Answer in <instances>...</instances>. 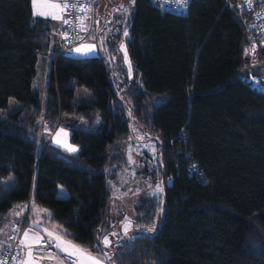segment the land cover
<instances>
[{"label":"trees","instance_id":"trees-1","mask_svg":"<svg viewBox=\"0 0 264 264\" xmlns=\"http://www.w3.org/2000/svg\"><path fill=\"white\" fill-rule=\"evenodd\" d=\"M116 27L133 78L113 79L104 53L50 50L32 0H0V108L12 97L20 103L0 116V228L17 208L30 220L36 205L107 264H264V93L245 77L253 66L234 0H193L185 14L134 0L128 26ZM40 55L51 56L45 104L34 88ZM78 87L94 98L73 101ZM124 101L158 143L161 192L135 206L134 227L107 250L110 201L134 137ZM68 117L87 123L71 127L75 154L41 134ZM59 185L67 196L57 195Z\"/></svg>","mask_w":264,"mask_h":264},{"label":"rangeland","instance_id":"rangeland-1","mask_svg":"<svg viewBox=\"0 0 264 264\" xmlns=\"http://www.w3.org/2000/svg\"><path fill=\"white\" fill-rule=\"evenodd\" d=\"M97 16L99 22H106V25L100 29V33L96 34L95 27L94 32L87 40V44L90 42H97L98 39H102V49L100 52L104 53L109 67L112 69V78L119 79L126 75V68L119 71V66L115 62V58L122 59V52L120 50V44H115L113 41V36L117 33L116 25L121 21L125 26H128L129 21L134 10V0H97ZM121 5L119 6V4ZM112 12L113 14H121L122 19L118 22L116 18L110 17L107 14ZM97 16L95 22L97 21ZM125 31H128L127 29ZM113 44L117 46V51L110 53ZM64 48V47H63ZM72 50V49H71ZM70 52V50L68 51ZM40 61L37 65V75L34 81V88L39 91L40 100L42 104L46 101V87L43 83L44 69L50 70V61L44 62L46 59L45 55H41ZM123 66V65H121ZM123 68V67H122ZM120 80V79H119ZM141 81V77H139ZM142 82V81H141ZM141 84V83H140ZM94 98V94L91 90L86 87H78L75 91L73 101H90ZM129 108L128 116L130 123L134 131V137L130 139L126 154L128 156V165L124 171L120 173V183L117 187L113 189L112 198L110 201V219L108 224L107 234L104 236L108 238L111 244L110 247L120 243L127 235L130 230L135 225L137 214L135 213V206L140 203L141 200L148 197H158L161 192V184L157 176H154V172L157 170L158 163V143L155 139L148 137V134L144 132L133 119L131 115L132 106L130 102L124 101ZM19 101L12 97L9 100L8 106L6 108H0V116H5L9 111L17 108L19 106ZM100 120L99 117H97ZM68 117L62 123V125L53 133H50L47 129L41 131V134L47 136L49 140L55 146L59 147L61 150L68 154H75L79 150V145L71 140V127L72 126H83L87 125L86 122L81 120L70 121ZM61 129L63 131H61ZM59 132V135L57 133ZM60 141V143H57ZM64 145L75 146L77 151L72 152L66 150ZM57 195L60 197H65L68 195L67 189L59 185ZM21 208H17L12 214V219L18 218L20 216ZM48 211L45 208H40L33 205L30 220H44L45 214ZM125 225H127V232H125ZM134 235L132 234L131 237Z\"/></svg>","mask_w":264,"mask_h":264},{"label":"built area","instance_id":"built-area-1","mask_svg":"<svg viewBox=\"0 0 264 264\" xmlns=\"http://www.w3.org/2000/svg\"><path fill=\"white\" fill-rule=\"evenodd\" d=\"M162 10L175 13H187L193 0H150ZM68 5L65 12V33L63 52H67L82 43L94 31L96 0H63ZM234 7L238 12L246 30L244 57L252 60L253 69L245 77L251 85L264 93V0H234ZM88 26L85 27V22ZM83 25V27H82ZM260 67L259 69H257ZM56 242L48 238L32 247L31 255L34 259L53 260L60 256L67 264H78L76 256L68 252H60ZM24 257V245L21 234L18 233L0 255V264H18Z\"/></svg>","mask_w":264,"mask_h":264},{"label":"crops","instance_id":"crops-1","mask_svg":"<svg viewBox=\"0 0 264 264\" xmlns=\"http://www.w3.org/2000/svg\"><path fill=\"white\" fill-rule=\"evenodd\" d=\"M55 4H60L63 5V0H32V9L34 16H39L45 19L46 21V26L48 29V33L50 34L51 37V45H50V50L53 49H62L64 47V33H65V12L63 7H53ZM54 17H61V18H54ZM100 24L99 21L96 22V34L100 33V28L98 25ZM88 26V21L85 22V27ZM104 26H102L103 28ZM127 32V31H126ZM93 34V33H92ZM92 36H89L86 38L82 43L79 45L75 46L70 50L69 54L74 55V56H94V55H99L102 52H100V49H102V39H98L97 42L93 43L90 42V44H87V40L90 39ZM89 41V40H88ZM84 45H95V48H93L90 51H82V52H76L75 49L78 47H82ZM113 55V53H112ZM41 57V55H40ZM38 59V63L40 61V58ZM44 62L46 63L47 61H50L51 64V56L46 55V59H43ZM117 61V57L115 58V62ZM37 63V65H38ZM51 66V65H50ZM49 72L47 68L45 67L44 69V76H43V83L47 89V81L49 77ZM20 216L18 218H14L13 220H10V222L5 225L4 227L0 228V255L3 252L4 248L10 244L13 240V238L20 233L21 234V239L23 241L24 245V257L22 260L18 262V264H24L25 260H31L34 262V264H67L60 256L56 257L53 260H48V259H34L31 256L28 255L29 252V245L36 246L38 245L36 243V240L38 238H48L50 240L55 241L56 243L58 242L56 240V237H60L62 241L70 242L72 245H76L73 243L71 240L66 238L64 234L62 233V228L57 226V225H50L47 223L46 220H23V216L25 213L24 208H21L19 210ZM47 214H45L46 216ZM29 233V236L25 238L24 233L25 232ZM49 233L52 235L50 236ZM104 240V239H103ZM104 246L107 248V250L110 249L111 244H105L103 241ZM78 246V245H76ZM80 247V246H79ZM82 248V247H80ZM86 253H88L92 257H96L100 261L103 262V264H107V259L106 257L103 256H98L95 255L86 249L82 248ZM60 252H68L72 253V249L69 248L68 251H63L61 248H58ZM78 258L79 263L81 264L82 260L85 261V264H90V262H87L85 258L79 254L74 255Z\"/></svg>","mask_w":264,"mask_h":264},{"label":"snow or ice","instance_id":"snow-or-ice-1","mask_svg":"<svg viewBox=\"0 0 264 264\" xmlns=\"http://www.w3.org/2000/svg\"><path fill=\"white\" fill-rule=\"evenodd\" d=\"M75 6L76 5H68L66 3L63 4V5H60V4L53 5V7H63L64 10H67L68 7H75ZM54 18H61V17H54ZM65 23H67V21H65ZM82 27H83V25H82ZM124 35L127 36L128 33L125 32ZM93 48H95V45H84L82 47L76 48L75 51L79 53V52H82V51H90ZM61 131H63V130L61 129ZM57 135H59V132L57 133ZM57 143H60V141H57ZM64 147L68 151H72V152L77 151V148L75 146L64 145ZM125 232H127V225H125ZM49 235L51 236L52 234L49 233ZM24 236H25V238H27L29 236V233L26 231L24 233ZM41 239L42 238H38L36 240V243L39 244L41 242ZM56 240L58 241L57 244H56V247L61 248V250L68 251V249L71 248L72 249V253L71 254H73V255L79 254V255L83 256L87 262H90V264H103L102 261H100L96 257L90 256L88 253H86L79 246L72 245L70 242L62 241L60 237H56ZM104 242H105L106 245L108 243H110L108 241L107 237H105V241ZM22 244H23V241H22ZM28 247H29L28 255L31 256L32 246L29 245ZM24 264H34V262L31 261V260H25ZM81 264H85V261L82 260Z\"/></svg>","mask_w":264,"mask_h":264},{"label":"water","instance_id":"water-1","mask_svg":"<svg viewBox=\"0 0 264 264\" xmlns=\"http://www.w3.org/2000/svg\"><path fill=\"white\" fill-rule=\"evenodd\" d=\"M120 50L122 52V58H123V62L126 66L127 69V73L129 75L130 78H133V64L126 46V42L123 40L120 42Z\"/></svg>","mask_w":264,"mask_h":264},{"label":"bare ground","instance_id":"bare-ground-1","mask_svg":"<svg viewBox=\"0 0 264 264\" xmlns=\"http://www.w3.org/2000/svg\"><path fill=\"white\" fill-rule=\"evenodd\" d=\"M68 52V51H67Z\"/></svg>","mask_w":264,"mask_h":264}]
</instances>
